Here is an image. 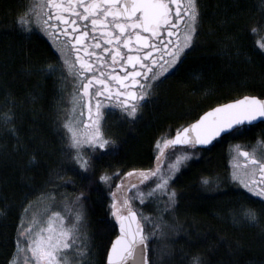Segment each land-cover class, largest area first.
Returning a JSON list of instances; mask_svg holds the SVG:
<instances>
[{
  "label": "snow or ice",
  "instance_id": "1",
  "mask_svg": "<svg viewBox=\"0 0 264 264\" xmlns=\"http://www.w3.org/2000/svg\"><path fill=\"white\" fill-rule=\"evenodd\" d=\"M17 21L27 31L39 29L52 39L63 61L61 79L72 77L69 107L61 113L60 126L68 158L87 171L92 167L90 152L116 143L103 127L106 111L119 109L126 117L137 116L159 78L187 55L185 49L191 50L199 34L201 6L200 0H25ZM261 30L264 24L250 29L253 34ZM256 44L264 50V40L258 39ZM42 70L52 72L56 67L48 64ZM3 118L15 133L10 112L3 113ZM258 118H264V99L245 95L217 104L194 122L181 125L174 136L162 138L163 146L158 139L155 167L124 172L110 192L109 214L118 232L107 249L106 264H150V237L163 233L167 225L164 215L175 209L177 192L172 177L191 155H175L165 170L161 165L166 150L176 145H207L226 130L236 131ZM235 149L231 180L261 197L264 205V140L251 151L241 145ZM119 172L102 173L99 179L111 188ZM55 179L62 183L52 185L47 194L40 193L45 201L42 211L30 212L31 201L24 206L15 238L18 264H93L83 204L87 197L83 191L75 195L57 192L58 187L75 181L59 173ZM201 182L209 184L210 180L202 177ZM58 196L61 203L56 207ZM133 201L141 205L162 202L163 207L154 218L151 213H138ZM260 212L264 208H247L234 220L258 224ZM5 214L0 209V215ZM188 264L211 262L197 251L188 256Z\"/></svg>",
  "mask_w": 264,
  "mask_h": 264
},
{
  "label": "trees",
  "instance_id": "2",
  "mask_svg": "<svg viewBox=\"0 0 264 264\" xmlns=\"http://www.w3.org/2000/svg\"><path fill=\"white\" fill-rule=\"evenodd\" d=\"M240 4L246 7H239ZM258 4L260 0H204L206 18L209 11L213 15L218 11L217 16H221L219 8L225 10L224 18L225 15L237 18L239 43L250 57L241 61L236 50L232 52V59L220 57L208 49L206 41L204 52L194 56L174 75L180 82L179 87L173 89V108L166 109L167 103L162 99L157 108L147 106L142 110V116L133 124L117 122L108 128L107 136L116 143L109 149L90 152L92 167L83 171L68 158L62 131L57 132L55 127L48 125L55 95L49 71L42 68L54 63L53 50L39 31H27L17 21V13L24 8L25 0H0V209L6 213L0 215V264H9L15 254V238L24 206L40 193H48L52 185L61 184L62 181L55 179L57 173L75 181L58 187L57 192L85 193V226L91 237L93 264H104L109 243L116 234L113 217L109 214L110 192L123 173L132 168H153L156 141L171 137L181 125L217 103L213 102L217 98L228 99L232 94L226 85L223 86L226 82L236 91L231 97H264V59L261 52L251 50L249 36L254 18L260 19L256 14ZM215 29L208 32L214 33ZM207 30L210 29L207 27ZM252 71L254 76L250 77ZM231 72L236 76L245 74L246 79L239 80L238 76L235 79ZM216 81L222 82L221 87L209 85ZM169 94L166 92L165 97ZM5 112L12 116L15 133L10 131L9 124L3 125L1 117ZM40 113L46 117L45 121L40 119ZM252 127L243 126L244 131H232L207 148L183 147L192 148L198 152V157L185 164L171 181L177 192L175 207L196 208L194 214L179 218L178 225L171 230L172 236L167 227L168 237L161 241L162 244L150 239V264H188V256L197 251L211 264H264L262 235L253 227L238 229L223 224L218 221L217 209L213 207L221 198L239 195L238 191L228 188L232 182L226 166L227 146L251 143L256 138ZM117 169L120 172L109 188L99 177L105 172L116 173ZM202 177L215 179L211 183L214 185L212 191H209V184L201 182ZM56 203L57 207L61 203L59 196ZM143 207L147 213L155 212L150 203ZM248 233L254 235L253 239L260 245L251 243Z\"/></svg>",
  "mask_w": 264,
  "mask_h": 264
},
{
  "label": "rangeland",
  "instance_id": "3",
  "mask_svg": "<svg viewBox=\"0 0 264 264\" xmlns=\"http://www.w3.org/2000/svg\"><path fill=\"white\" fill-rule=\"evenodd\" d=\"M203 2V1H202ZM243 5H239V7L243 6ZM249 6V4H248ZM257 9V6H256ZM221 13V16L218 15L217 16V12L213 15L212 11H209L207 14V18H206V14H205V20H204V35L202 37V48H199L200 50L195 51L194 53L199 55L202 52H204V49H206V47L204 46L206 41L208 46V49H212L215 51V54L226 58V59H232V52L236 50V55H238L237 58H240L241 61H245L246 58L250 57L249 52L242 50L241 46L242 44L239 43V38L237 36V30L239 29L238 24H237V18L233 17V18H229L227 15H225L224 18V14H225V10L223 8H219ZM258 13V15L260 16V19L258 20L256 16L254 18V25L257 24H264V5L261 4V0H260V4H258V9L256 14ZM211 18V19H210ZM210 19V20H209ZM252 21H248V23H250ZM232 24V25H231ZM211 28H210V27ZM207 27L210 30H207ZM250 27V26H249ZM252 27V26H251ZM24 28V27H23ZM212 28H216L215 32H208L211 31ZM37 31L39 29H36ZM263 30L259 31V33L253 34L252 32H250V35L253 37H250V42L252 45L251 46V50L255 51L257 53L262 52L261 49L258 48V45L256 44V40L260 39V40H264V38H262V36L260 35L261 32ZM204 41V42H203ZM239 50V51H238ZM55 58V55H53V59ZM56 67V71H49V75L51 76L52 82H53V93L55 95L54 101L52 102L51 107V111H50V115L48 116L49 119V123L48 125H50L51 127H55V129H57V132L62 131L63 129L61 128V113L69 107L68 105V99H69V94L71 92V88H72V84L71 83H66L65 80L61 79V68H59L57 65H55ZM235 72L237 71V68L233 69ZM48 72V71H47ZM253 71L250 72V77H253L254 75H252ZM234 72H231V76L233 78L236 79V77H239V80L241 79H246L245 74H240V75H234ZM231 77V78H232ZM179 80L176 78H173V82L170 84L169 88L172 87V91L174 92L175 87H179ZM231 84H235V83H231ZM226 87L229 88L230 84L228 82H226ZM174 89V90H173ZM166 94V89H163L162 91H158L157 93H154L151 97L153 98L152 101L149 102L148 105L144 106L142 110L146 109L147 106L153 108V106H155V108H157V106L162 103V99H165L166 101V109H171L173 107V100H172V92L169 94L170 96L168 98L165 97ZM151 98V99H152ZM170 99V100H169ZM148 107V108H149ZM164 107V109H165ZM139 112L137 114V116L135 118H129L126 117L123 113H121L120 111H118L117 113V117L115 120L107 121V125H103L104 130L106 132V134L108 133V128H112V126H114L117 122H124L128 125L133 124L135 121H137L142 115V112ZM12 117V116H11ZM40 119L43 121H45L44 119L46 118L44 115H42V113H40L39 115ZM3 120V115L1 117ZM3 125H8L5 123ZM162 138H166V137H161V146H163L162 144ZM240 145V144H231L230 146H227V161H226V166H227V170L229 173V178L231 176V171H232V158L234 155H236V149L235 146ZM167 151V155L164 158V162L162 163L161 167L165 170H167L168 168V164L171 163L172 160L175 159V155L177 154H182L183 152H188L190 153V157L189 159H187L180 167V169L182 167H184L185 164H187L189 161H191L192 159H196L198 157V152L194 151L192 148H183V147H175V149H169L166 150ZM156 165V164H155ZM155 167V166H154ZM153 167V168H154ZM179 169V171H180ZM177 171L173 177L172 180L176 177V175L178 174ZM127 179V178H125ZM231 179V178H230ZM133 180H135V177H133ZM210 183L208 188H214L211 183H213L212 178H209ZM232 182V185L228 186V188L232 189L233 191H238L239 195H236L235 197L232 198H228V199H223L222 198L219 200V203L217 204V206L215 207V205L213 206L215 209H217L218 212V221L223 222V224L228 223L231 224V226H234L238 229H242V228H251L253 227V229L256 231V233L258 235H262L263 237V241H264V233H262V229H264V212H260V222L258 224H252L246 221H241L239 223L236 222V220H239L242 216L243 213L245 211V209L247 208H255L258 211L261 210L262 208H264V205H261V197H258L256 195H254L253 193H249L247 191V189L243 188L242 186H240L238 183L236 182ZM208 185V184H207ZM215 189L216 185H215ZM146 190V189H145ZM209 191H212L209 190ZM208 191V192H209ZM217 191V190H216ZM47 194V193H46ZM43 199V197L38 196L37 198H35L34 200H32V208L30 209V212L32 211H36V212H40L43 210L44 205H45V201ZM176 201H177V197H176ZM43 202V203H41ZM41 203V204H40ZM146 203H150L151 206L153 205V209L155 210V212H152L151 214L153 215L154 218H157L156 213H157V209L158 208H162L163 207V203L161 202L159 205H157L156 201H151V202H145ZM141 205L138 201H133V207L138 211V213L140 211L143 212L144 215H148L149 213H147V210L144 206ZM56 205H58L56 203ZM176 205V204H175ZM57 207V206H56ZM56 207H54V210H56ZM196 208V206L189 207V205L187 206H181V207H175L174 211H170L167 214L164 215V220L167 221V225L164 227L163 233L158 232L157 235L155 237H150L151 240L158 243L162 244V240L164 241V239H167L168 237V233H170V235L172 236L171 230L172 228H174L175 225H178L179 223V218H181L182 216H188V215H192L194 214L193 209ZM24 214V211L23 213ZM234 216L236 218V220H234ZM167 227L168 228V233H167ZM250 232H253L252 230ZM165 233L167 235H165ZM169 235V236H170ZM249 235V240L252 243H257L258 245H260L259 242H257V240L255 241L253 239L254 235L252 236L250 233H248ZM248 237V236H247ZM13 261H17V256H16V251L15 254L13 256V258L11 259ZM18 264V261H17Z\"/></svg>",
  "mask_w": 264,
  "mask_h": 264
},
{
  "label": "flooded vegetation",
  "instance_id": "4",
  "mask_svg": "<svg viewBox=\"0 0 264 264\" xmlns=\"http://www.w3.org/2000/svg\"><path fill=\"white\" fill-rule=\"evenodd\" d=\"M200 6H201V22H200V25H199V34H198V36L195 37V41H194V44L191 46V50L185 49V52L187 53V55L186 56H183L180 61H177V63L175 65H173L171 68H169L168 71L166 73H164V75L162 77L159 78V82L156 83V86L151 90V96L154 93H157L158 91H162L163 89H166V92H169V93L172 92L173 93L172 87L169 88V86L173 82L174 75H176L182 68H184L185 66H187L189 64V61H191V59L194 56L197 55V54L194 53L195 51L200 50L199 48H201V46H202V37L204 35V25H203L204 24V20H205V5H204V0H200ZM251 26L249 27V36L250 37H253V36L250 35ZM38 31L43 35V37L46 39L47 43L49 44V46L53 50V53L55 55V58H54V63L52 65H54V66L57 65L59 68H62L63 61L60 59V54H59V51H58L57 46L53 43L52 39H50L45 33H43L40 30H38ZM257 33H259V32H257ZM164 35H166V34H164ZM260 35L262 36V38H264V30L261 32ZM262 51H264V50H262ZM262 57L264 59V55H262ZM65 75H67L66 72H65ZM71 80H72V77L69 76L68 79L66 80V83H71ZM203 84H204V82H203ZM211 84H213L215 86L217 84L218 87H221L222 82L216 81L214 83H210L209 85H211ZM223 86H225V84ZM231 88L232 87L230 86L229 89H230V93L232 94V95H230V97L236 94V91L234 89H231ZM151 96L143 104V107L146 106V105H148L149 102L153 100V98ZM241 96H243V95H241ZM230 97L228 99H225V100H220L221 97L220 98H217L215 101H213V102H217V103H214V105H212V106H210L208 108H211V107H213V106H215L217 104H220V103L228 102V101H230L232 99H237V97H231V98ZM225 98H227V97H225ZM208 108H206V109H208ZM205 110H203V111H205ZM118 111H120V110L119 109H111L109 111H106V113H105V119L103 121V125H107V121L108 120H109V123H110V121L115 120L116 117H117ZM246 126H253L254 127V128L252 127L253 129H251V130L253 131V133L256 136V138H254L251 141V143H249V144H243L241 146H244L245 147V150L251 151L252 147L255 146V145H257L258 141L264 140V121L263 122H259V123L254 124V125H246ZM255 126H258V127H255ZM242 127L243 126L237 128V130L235 132L244 131L245 129H242ZM236 144H239V143H236Z\"/></svg>",
  "mask_w": 264,
  "mask_h": 264
},
{
  "label": "water",
  "instance_id": "5",
  "mask_svg": "<svg viewBox=\"0 0 264 264\" xmlns=\"http://www.w3.org/2000/svg\"><path fill=\"white\" fill-rule=\"evenodd\" d=\"M243 96H245V95H243ZM249 96H252V95H249ZM242 97V96H241ZM240 98V97H239ZM239 98H237V99H239ZM260 99H264V97H262V98H260ZM224 103H227V102H224ZM216 106V105H215ZM215 106H213V107H215ZM212 108V107H211ZM210 108H208V109H206L205 111H208ZM205 111H203L202 113H200L194 120H192V121H190L189 123H187V124H185V125H183V126H187L188 124H190V123H192V122H194L196 119H198L199 118V116H201ZM264 121V118H258L257 120H255V121H253V122H251V123H246V124H244V125H241V126H246V125H254V124H257V123H259V122H263ZM241 126H239V127H241ZM238 127V128H239ZM233 130H226V132H224V133H222L221 134V136H219V137H216L214 140H212L209 144H207V145H196L195 147L196 148H199V149H203V148H207L210 144H212L215 140H217V139H219V138H221L222 136H224V135H226V134H229L230 132H232ZM175 135V133L172 135V136H174ZM186 146H191V145H176L175 147H186ZM117 232H118V227H116V234H117ZM114 238V237H113ZM112 238V239H113ZM111 243V242H110ZM110 243H109V246H110ZM108 246V247H109ZM104 264H106V256H105V261H104Z\"/></svg>",
  "mask_w": 264,
  "mask_h": 264
}]
</instances>
